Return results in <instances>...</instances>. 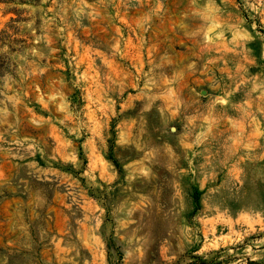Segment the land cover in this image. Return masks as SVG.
<instances>
[{
    "label": "rangeland",
    "instance_id": "1",
    "mask_svg": "<svg viewBox=\"0 0 264 264\" xmlns=\"http://www.w3.org/2000/svg\"><path fill=\"white\" fill-rule=\"evenodd\" d=\"M0 264H264V0H0Z\"/></svg>",
    "mask_w": 264,
    "mask_h": 264
}]
</instances>
